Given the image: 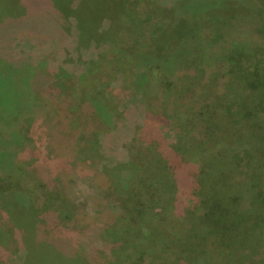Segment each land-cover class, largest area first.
<instances>
[{
	"label": "rangeland",
	"instance_id": "1",
	"mask_svg": "<svg viewBox=\"0 0 264 264\" xmlns=\"http://www.w3.org/2000/svg\"><path fill=\"white\" fill-rule=\"evenodd\" d=\"M24 8L0 17V264H264V160L217 201L246 216L212 227L168 117L199 76L264 72V0H73L42 39L18 33Z\"/></svg>",
	"mask_w": 264,
	"mask_h": 264
},
{
	"label": "trees",
	"instance_id": "2",
	"mask_svg": "<svg viewBox=\"0 0 264 264\" xmlns=\"http://www.w3.org/2000/svg\"><path fill=\"white\" fill-rule=\"evenodd\" d=\"M72 1L0 0V17L11 15L12 8L17 3L23 4L25 8L21 14L18 33L28 31L29 36L37 39L52 37L60 33L66 21L67 8ZM252 1L256 4L261 0ZM108 5L104 8L111 11L114 6ZM121 6L125 11L129 8L126 5ZM226 9L230 12L233 10L232 7ZM261 15H264V12L258 15L264 21V16ZM155 41L167 44L163 38L156 37ZM262 60L259 61V66L264 65ZM218 64L222 67V63ZM261 69L228 70L224 75L218 77L216 75L208 84L202 82V77H197V82L192 81L189 84L197 86L198 90L195 87L181 90L184 96L177 101L179 102L175 107L177 116H168L169 119L178 117V122L183 124L178 131L179 140L185 132L189 139L188 146L193 147L192 151L190 149L189 151L201 161L199 167L193 168V176L197 174L198 183L210 191L212 202L205 204L204 208L212 227L216 222L214 213L217 211L218 215L224 216L226 223L236 221L235 216L239 218L246 216V213L230 210L225 206L239 199L236 193L239 179L236 170L238 168L241 170L240 174L242 172L245 174V171L249 172L247 168H254L264 160V151H253L256 146L264 144V72L260 73ZM194 74L193 77L196 76ZM159 77L160 73L156 74L149 69L145 74V82L147 85L161 84ZM148 91L150 93L151 89ZM167 167L170 168L169 165ZM5 181L10 184L9 180ZM6 190H9V187ZM15 196L17 201L21 200V205L28 204V196L25 193H14L13 200ZM218 198H221L225 205L217 202ZM253 198L255 201L253 209L260 208L263 211L264 191L258 185L253 190ZM16 205L15 209L22 214V207Z\"/></svg>",
	"mask_w": 264,
	"mask_h": 264
}]
</instances>
